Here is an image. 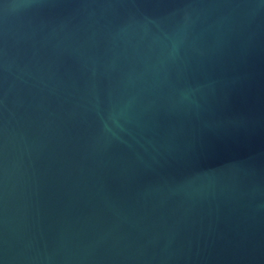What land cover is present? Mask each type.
I'll use <instances>...</instances> for the list:
<instances>
[{"label": "water", "instance_id": "1", "mask_svg": "<svg viewBox=\"0 0 264 264\" xmlns=\"http://www.w3.org/2000/svg\"><path fill=\"white\" fill-rule=\"evenodd\" d=\"M0 264H264V0H0Z\"/></svg>", "mask_w": 264, "mask_h": 264}]
</instances>
